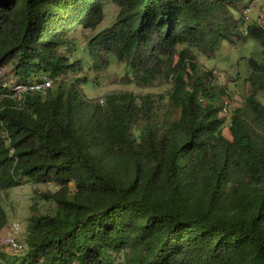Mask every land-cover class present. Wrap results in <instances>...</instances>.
Listing matches in <instances>:
<instances>
[{
    "label": "trees",
    "instance_id": "16d2710c",
    "mask_svg": "<svg viewBox=\"0 0 264 264\" xmlns=\"http://www.w3.org/2000/svg\"><path fill=\"white\" fill-rule=\"evenodd\" d=\"M105 1L0 0V69L11 64L14 83L78 71L58 48L95 29ZM108 1L118 13L89 41L91 57L111 54L149 86L162 58L185 46L169 94L179 118L156 119L151 95L112 92L100 105L61 85L16 104L0 84V200L21 179L58 187L40 194L55 213L27 220L24 256L0 253V264H114L121 253L128 264H264V70L251 63L252 93L230 116V139L218 97L180 74L192 49L212 57L239 35L243 0ZM245 32L264 47L257 24ZM6 222L0 203V232Z\"/></svg>",
    "mask_w": 264,
    "mask_h": 264
},
{
    "label": "rangeland",
    "instance_id": "374dc122",
    "mask_svg": "<svg viewBox=\"0 0 264 264\" xmlns=\"http://www.w3.org/2000/svg\"><path fill=\"white\" fill-rule=\"evenodd\" d=\"M248 10V11H247ZM118 8L110 1L103 3L104 18L93 30L78 28L66 35L58 48L59 54L66 58L67 64H78V71H68L56 79H51V90L58 86L68 88L74 85L84 99L99 100L112 92L131 93L135 96L151 95L154 100L153 115L162 120L166 117L169 123L179 118L177 110L169 101V94L173 87L172 72L179 60L178 53L185 46H178L171 62L158 63V72L151 78L149 86L137 81L135 75L127 64L116 60L113 55L101 52L98 59L91 57L88 49L89 41L98 33L108 29L115 21ZM233 18L238 21V36L231 41L219 42L212 57H206L197 50L192 49L190 58L184 60L185 69L180 73L187 86L200 78L207 90L218 97V105L221 107L219 117L222 119V134L230 139L228 127L233 111L242 105V100L252 93L248 83V77L253 72L251 63L255 62L264 70V47L246 34V28L251 24H257L264 31V0H243L233 12ZM244 20V21H242ZM196 66V71H191L189 64ZM18 81L13 74L11 64L0 69V84L10 85ZM7 82V83H6ZM256 99L264 105V91L257 93ZM203 101V100H202ZM18 104V102H17ZM102 104V105H103ZM145 122L139 123L133 128L135 137L142 132ZM58 187L53 184H34L27 179H21L19 187L12 188L1 193L0 203L6 213V226L0 232V253L10 258H21L26 253L25 238L27 236V220L35 212L39 215H53L55 205L45 202L40 194L54 193ZM73 189V187H71ZM13 224L19 226L14 234L23 250L19 253L9 252L3 243L4 237L11 233ZM127 255L124 253L114 256V264H128Z\"/></svg>",
    "mask_w": 264,
    "mask_h": 264
},
{
    "label": "built area",
    "instance_id": "2783aa9c",
    "mask_svg": "<svg viewBox=\"0 0 264 264\" xmlns=\"http://www.w3.org/2000/svg\"><path fill=\"white\" fill-rule=\"evenodd\" d=\"M255 2L261 1V0H254ZM248 11V10H247ZM244 21V20H242ZM52 81L51 79L43 75L40 77L39 80L32 79L28 80L27 82L22 83H11L10 85H3L4 88L8 89V93L2 95L3 97L9 98L13 100L16 104L23 102V99L26 95L29 94H39V95H45L46 91L51 88ZM99 104H103V100H99ZM19 226L17 224H13L11 228V233L6 235L4 237L3 243L5 244L6 248L9 252H21L23 250V245L20 244V242L15 237V233L17 232Z\"/></svg>",
    "mask_w": 264,
    "mask_h": 264
}]
</instances>
